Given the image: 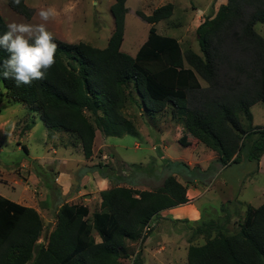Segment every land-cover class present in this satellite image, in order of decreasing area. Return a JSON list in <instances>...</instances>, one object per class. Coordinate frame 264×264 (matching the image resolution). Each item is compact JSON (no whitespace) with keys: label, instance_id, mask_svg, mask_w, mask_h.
<instances>
[{"label":"trees","instance_id":"obj_1","mask_svg":"<svg viewBox=\"0 0 264 264\" xmlns=\"http://www.w3.org/2000/svg\"><path fill=\"white\" fill-rule=\"evenodd\" d=\"M126 2L114 0V30L106 48L54 38L56 63L45 79L17 87L12 79L0 78L8 99L38 113L49 131L74 136L90 158L97 131L107 137L136 134L125 114L128 102L137 100L129 91H135L146 108L148 101L155 112L168 105L177 111L185 130L180 145L189 146V139L205 145L218 154L222 167L238 165L244 157L259 164L264 128L253 126L250 108L264 104V38L255 31L264 24V0H227L207 17L196 30L201 55L183 52L176 38L158 33L156 25L174 13L172 4L151 15L138 11L150 29L135 57L121 51ZM9 4L30 18L25 0ZM7 26L0 12V35ZM7 55L0 49V60ZM22 150L29 154L26 146ZM194 172L193 181L208 175ZM187 188L174 176L151 191L114 187L101 193L102 210L92 217L84 206L65 204L43 242L40 214L0 195V264H124L129 243H144L153 233L144 235L147 225L162 211L189 202ZM194 225L193 234L204 243L190 245L188 264H264V204L250 206L234 234L214 220Z\"/></svg>","mask_w":264,"mask_h":264},{"label":"rangeland","instance_id":"obj_2","mask_svg":"<svg viewBox=\"0 0 264 264\" xmlns=\"http://www.w3.org/2000/svg\"><path fill=\"white\" fill-rule=\"evenodd\" d=\"M170 2L176 4V13L171 20L158 24V33L162 36L176 38L183 52L191 49L201 55L196 29L207 17L214 14V5L210 3V0H150L152 4L150 6L140 0H130V13L126 20L122 52L135 57L142 44L147 40L149 25L136 16V11L140 10L150 14L153 9ZM113 3L114 0H25V4L30 9V18H27L14 11L9 0H0V12L7 25L13 22L33 25L45 23L47 30L59 41L71 44L83 42L92 47L104 49L114 30V18L111 13ZM49 7L55 8L57 16L55 19L44 22L38 13ZM184 7L187 11H183ZM206 7L208 10L198 20L200 14H195L196 9H206ZM255 31L264 38V24H257ZM201 83L203 87L207 86L202 80ZM6 92L4 85L0 82V195L12 201L28 200L31 199L33 193L31 190L25 192L24 184L27 172H23L19 166L21 163L27 165L29 158L23 150H19L18 143L27 145L33 155H39L46 152V149L53 144V140L51 138L48 140L47 147L42 143V136L47 130L38 113L29 110L21 102L9 100ZM129 92L137 100L134 99V102L130 100L125 111L133 113V108L141 109L144 114L141 126L137 125L139 130L134 135L126 134L122 138L115 136L107 138L113 144L121 145L124 142L131 148L135 143H138L140 150L134 155L133 149L119 147L117 148L118 154L123 159L141 162L146 170L145 175L148 177L157 170L170 172V176H173L172 173L178 172V174H183L186 180L188 177L192 180V175H195L194 170L200 169L199 167L185 168L181 162L164 164L166 157L159 156L165 145H169L168 153L172 157H182L187 161L194 155L174 140L177 123L183 125L177 111L168 105L164 109L165 112H155L150 102H145L146 108L143 100L138 97L135 91ZM250 112L253 117V126L264 128V104L253 105ZM86 115L90 117L89 113ZM33 122L37 124L33 137L28 139L25 135L19 134V132L24 133L26 125ZM154 147L158 149L156 150ZM201 149L207 148L205 145H201ZM243 161V163L226 168L218 178L219 183L228 182L224 191L222 188H218L216 193L212 192L199 203V208L203 213L202 222L214 220L224 227V231L228 234L238 231V225L241 224L250 206L258 208L264 203V164L262 172L258 173L253 162H248L245 157ZM213 164L206 167V170H200L207 174L212 173L215 170ZM11 170L21 178V185L9 184ZM226 213L235 216L234 226L225 223ZM52 220L47 224L44 223V232L39 242H43L50 234L51 229L55 227L54 223L57 220ZM178 225H180V229H175L179 227ZM195 227L196 225L191 226L187 222L177 224L163 222L159 226L158 221L152 229L153 233L147 239L150 240L151 237L157 244H165L166 252L162 255H153L150 247L143 246L147 240L144 243H129L130 257L124 261V264H188L187 254L190 245L204 243L202 237L193 234ZM95 236L99 242V237Z\"/></svg>","mask_w":264,"mask_h":264},{"label":"crops","instance_id":"obj_3","mask_svg":"<svg viewBox=\"0 0 264 264\" xmlns=\"http://www.w3.org/2000/svg\"><path fill=\"white\" fill-rule=\"evenodd\" d=\"M140 1L148 3L149 6L152 5L150 0ZM129 2L130 0H127L126 2V8L128 10L126 20L130 13ZM210 3L214 5V14L212 15L214 16L218 12L220 6L227 3V0H210ZM167 4H172L174 6V13L172 17L167 19L171 20L176 13V4L174 2ZM155 9H153V11ZM185 9L186 7L183 8V11H187ZM196 10L195 14H200L198 16V20H200V18L208 10V7H206V9L198 8ZM138 11L140 10L136 11V16H138ZM153 11H151L150 14H146L143 11L141 12L146 15H151ZM167 20H163L161 22ZM158 24L156 25V28ZM132 111L133 113L125 111V114L129 120L133 121L135 128L138 131L139 129L137 125L141 126L144 114L139 108H133ZM160 112L165 111L163 110ZM138 120L140 121L138 122ZM36 128L37 124L34 123V126L30 130H26L24 133L19 132V134L25 135L28 139H30L34 136ZM175 129L176 134L174 135V140L177 144H179V139H181V137L185 134L184 126L177 123V127ZM46 130L47 131H44L45 133L42 136V143L47 147V142L51 138L53 140V144L46 149L45 153L33 155L27 145H19V150H22V145H24L29 151V154L27 155L29 158L27 165L25 163H21L19 167H21L23 172H27L26 183L24 184L25 192H29V190H31L33 195L31 199L28 200L19 199L14 201L24 206L34 208L46 224L47 222H52V219L57 220L58 212L65 204L84 206L89 209V217H92L93 214L101 212L102 210V192L110 190L114 187H126L140 191H151L162 186L165 179L170 176V172L166 173L155 170L153 171V174L151 173L148 177V175H145L146 170L141 162L139 163L135 160L129 161L123 159L117 152V148L122 147V149H133V154L135 155L140 150V144L138 143H135L133 148L129 147V145L124 142L121 143V145L118 143L113 144L109 141L107 136L103 135L100 131H97L93 146V155L90 158H86L80 142L74 136L65 132ZM188 141L190 142V145L183 147L190 150L191 153H194L189 160L186 161L180 156V158L172 157L168 153L170 150L169 145H165L159 154V156L166 157V159H164V164H177L181 162L191 169L199 167L204 170L211 163H214L213 165H215V170H213L212 173H209L204 181H193L190 177L186 180L183 174H178V172L172 173V175L176 177L181 184L188 187L187 197L189 202L187 204L162 211L155 219V221H159V226L163 222H171L174 224L187 222V224L191 226L195 223L201 222L203 219V213L199 208L201 200L206 198L212 192L216 193L218 188H222L224 191V189L228 186L227 181L219 183L218 178L229 166L222 167L219 162L218 154L207 147V149H201V145L203 144L190 139ZM154 148H156V150L158 149L157 147ZM263 161L264 155L261 157L259 164L254 163L258 173H261L263 170ZM243 162L244 161L241 163ZM146 177L147 179H144ZM9 178H11L9 184H22L21 178L12 170L11 173H9ZM11 188H13V186H11ZM224 218L226 221L225 223L228 222V225L232 224L234 226V215L226 213ZM155 221L153 222L154 226L157 223ZM55 224L56 223H54V225ZM178 226L179 227H176L175 229H180V225ZM53 229L54 228H52L51 231ZM145 245L150 247L153 255H162L166 252L165 244H157V242H154V239L151 237L150 240L147 239L143 246Z\"/></svg>","mask_w":264,"mask_h":264},{"label":"clouds","instance_id":"obj_4","mask_svg":"<svg viewBox=\"0 0 264 264\" xmlns=\"http://www.w3.org/2000/svg\"><path fill=\"white\" fill-rule=\"evenodd\" d=\"M21 0H14L19 6ZM44 22L55 19V8L49 7L38 13ZM58 45L45 23H10L0 35V49L8 55L0 60V78L12 79L16 86H30L34 81L45 79L46 73L56 63Z\"/></svg>","mask_w":264,"mask_h":264},{"label":"built area","instance_id":"obj_5","mask_svg":"<svg viewBox=\"0 0 264 264\" xmlns=\"http://www.w3.org/2000/svg\"><path fill=\"white\" fill-rule=\"evenodd\" d=\"M153 227H154L153 224H149V225H147V226L145 227V229H144V235L147 234V233H149V232L152 230Z\"/></svg>","mask_w":264,"mask_h":264}]
</instances>
